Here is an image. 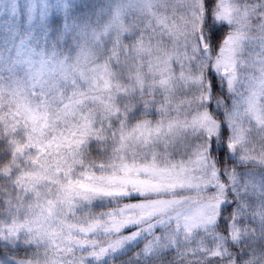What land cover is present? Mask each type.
Segmentation results:
<instances>
[{"label": "snow or ice", "instance_id": "obj_1", "mask_svg": "<svg viewBox=\"0 0 264 264\" xmlns=\"http://www.w3.org/2000/svg\"><path fill=\"white\" fill-rule=\"evenodd\" d=\"M237 3L253 9L239 51L233 25L207 14L215 0H203L200 32L183 42L165 25L184 0H158L153 7L164 21L134 15L126 32L88 30L77 19L88 7L83 0L19 8L22 38L13 58L0 63V162L9 163L0 173V264H188L195 244L181 235L189 221L211 222L210 212L227 236L241 202L251 203L231 120L244 107L249 78L264 82V0ZM173 43V88L137 87L132 74L158 55L138 49ZM260 92L264 103V83ZM249 124L264 143V126ZM18 144L26 147L18 152ZM130 147L143 151V161L173 162L175 183L156 192L111 184L129 172ZM190 157L205 166L203 175L184 165ZM229 160L230 184L228 170L219 171ZM209 195L212 202L202 203ZM261 209L260 238L242 242L237 264H264V197Z\"/></svg>", "mask_w": 264, "mask_h": 264}, {"label": "rangeland", "instance_id": "obj_2", "mask_svg": "<svg viewBox=\"0 0 264 264\" xmlns=\"http://www.w3.org/2000/svg\"><path fill=\"white\" fill-rule=\"evenodd\" d=\"M41 2L42 0H0V63L13 58L14 49L22 38L18 27L19 8L21 6H38ZM81 2L82 0H73V3ZM83 2L87 3L88 7L83 13H77V19L88 30L99 28L103 32L115 30L126 32L128 30L126 18L131 19L134 15L137 17L152 16L157 18L159 22H163L165 19L163 14L158 16L153 7L158 3V0H83ZM246 2H249V0H246ZM251 2H254V0H251ZM184 3L186 7L182 12H172L167 17L168 23L165 26L169 29L173 41L179 39L183 42L185 35L190 39L193 34H199L206 14L203 0H184ZM252 13V8L240 7L237 0H215L213 8L207 12L209 16L215 17L217 21L233 25L232 37L240 42L237 45V51L240 50L244 41L250 38L248 29L251 21L248 20V16ZM153 52L158 53V55L153 54L151 56L149 66L143 72L137 71L132 74L133 83L137 87L141 85L154 86L161 91L170 90L173 88V83L169 61L177 55L175 43L167 50L157 45H153L152 48L145 45L143 48L138 49V54L147 55ZM180 55H183V53L181 52ZM161 73H167V75L155 82L151 80V76H160ZM4 75L7 76L8 73L5 72ZM249 80L250 82L245 86L247 94L241 101L244 107L233 114L234 118L231 120V124L235 128L232 141L233 148L240 154V158L235 163L244 165V172L241 175L243 180L248 183L246 191L251 203L247 199L241 202L243 211H237L232 217L236 223L229 224L227 236L224 235V228L218 225L216 221L218 215L216 212H210L211 222H208L207 217L204 220L189 221L190 226L185 228L184 233L181 235L182 241L192 240L195 244L194 247L188 248V264H237L236 248L235 250L230 249L229 245L237 246L248 236L254 235V231L260 232L258 226L262 219L261 197H264V143L261 142L259 137L255 136L254 129H250L249 121L255 125V128L264 126V103H261L258 99L261 95V85L264 82L251 79V77ZM113 83L118 85L119 81ZM239 86L237 84V87ZM128 87L130 89V86ZM119 90L124 93L125 87H120ZM107 106V101H105L101 110ZM4 115L6 116L7 113ZM2 118L0 117V119ZM8 119H11V117H8ZM250 130L253 131V135H249ZM35 135L39 138V129H35ZM23 145L25 144H21L18 148L19 151L24 149ZM140 147L143 148L142 145ZM128 151L131 154L128 161L129 172H125L123 176L116 178L111 184L134 183L142 192H156L164 190L170 183H175L176 174L169 171V167L173 162L166 159L155 162L151 160L143 161V151H138L135 147H130ZM132 156L135 158L132 159ZM176 163H179V161ZM184 165L190 171H198L201 175L206 170L202 162H198L195 157H190L184 161ZM232 168V160L219 167V171L222 173L225 169L228 170L226 173L228 184L231 183ZM1 171L2 166L0 165ZM195 178L200 179V177ZM30 179H34V177H30ZM191 179H193L192 175L189 176V180ZM215 183L219 184L220 181L215 180ZM85 187L87 190H95L93 185ZM243 191L245 189H242ZM220 199L223 200L224 197ZM212 200L211 195L205 196L202 203L208 204ZM225 217H227V213H225ZM242 218H244L242 222L244 225L239 226ZM250 220H255L258 225L256 229L251 226ZM194 252L199 254L193 255ZM242 264H249V261H244Z\"/></svg>", "mask_w": 264, "mask_h": 264}, {"label": "trees", "instance_id": "obj_3", "mask_svg": "<svg viewBox=\"0 0 264 264\" xmlns=\"http://www.w3.org/2000/svg\"><path fill=\"white\" fill-rule=\"evenodd\" d=\"M17 139H18V137H17ZM21 146V144H18L17 145V147H16V151H18L19 152V147ZM26 146L25 145H23V148H25ZM23 150V149H22ZM3 155V153L2 152H0V156H2ZM4 162H6V163H1L0 165L2 166V171L0 172V173H3V174H7V171H9V163L7 162V161H4ZM240 215H241V213H240ZM244 215V214H243ZM243 215H242V217H243ZM243 220H244V218H242L241 220H240V224H239V226L242 224V225H244L242 222H243ZM257 224V223H256ZM258 226V225H257ZM249 227H250V225H249ZM256 229V228H255ZM255 232V234L254 235H251V236H248L245 240H248L249 242H252L253 240H258L259 238H260V235H261V233L259 232H256V231H254ZM244 240V239H243ZM243 242V241H242ZM242 242H240L235 248H236V251H237V256H238V254H239V252L240 251H242V247H241V245H242ZM230 249H232V248H230ZM255 259V257H252V256H250V260H254Z\"/></svg>", "mask_w": 264, "mask_h": 264}]
</instances>
